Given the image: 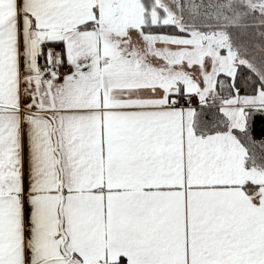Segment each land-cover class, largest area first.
Masks as SVG:
<instances>
[{"label":"snow or ice","instance_id":"1","mask_svg":"<svg viewBox=\"0 0 264 264\" xmlns=\"http://www.w3.org/2000/svg\"><path fill=\"white\" fill-rule=\"evenodd\" d=\"M0 264H264V0H0Z\"/></svg>","mask_w":264,"mask_h":264}]
</instances>
